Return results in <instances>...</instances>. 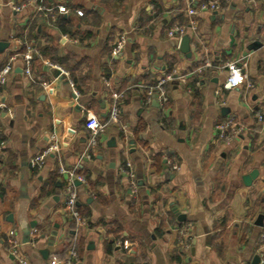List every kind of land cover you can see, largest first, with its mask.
I'll use <instances>...</instances> for the list:
<instances>
[{
  "label": "crops",
  "instance_id": "obj_1",
  "mask_svg": "<svg viewBox=\"0 0 264 264\" xmlns=\"http://www.w3.org/2000/svg\"><path fill=\"white\" fill-rule=\"evenodd\" d=\"M27 1L0 0V70L13 64L0 82V264H17L6 240L12 229L32 264L63 259L75 242L77 264H158L157 249L165 264H258L264 0H227L219 11L198 14L185 46L167 30L188 22L190 0H36L20 11L11 5ZM122 34L126 43L114 54ZM27 43L39 51L28 76ZM233 60L246 62L245 80L219 97ZM49 63L62 67L60 76ZM174 69L190 74L167 84L162 109L146 87ZM114 92L122 93L119 123H107L90 156L80 159L87 121H107ZM229 120L240 130L222 139L217 125ZM53 133L61 152L39 161ZM60 163L78 165L86 177L76 182L85 226L68 217L65 178L51 184ZM127 163L133 179L121 171ZM185 222L194 225L188 254L175 229ZM25 227L34 243L23 242ZM125 239L129 246L117 244Z\"/></svg>",
  "mask_w": 264,
  "mask_h": 264
},
{
  "label": "built area",
  "instance_id": "obj_2",
  "mask_svg": "<svg viewBox=\"0 0 264 264\" xmlns=\"http://www.w3.org/2000/svg\"><path fill=\"white\" fill-rule=\"evenodd\" d=\"M11 5L13 9L20 11L26 5L35 6L36 0H28L26 3H21L20 5H18L15 2H11ZM190 5L191 6L187 9L188 14L190 15L188 22L185 24H181L180 22L175 21L169 26L167 30L168 35L177 38L179 44H181L182 38L186 32H188L189 30L196 29L197 20L194 17H196L198 14L202 12H206L210 10L219 11L220 9H222L220 0H190ZM60 10L64 11L65 7L60 6ZM77 12L80 15L83 14L81 10H78ZM125 43H126V36L122 34L119 36L116 46L113 49L114 54L120 53L124 48ZM37 55H39L38 49L31 43H27L26 50L23 53L24 72L27 76L31 75L32 62ZM13 60L14 58H12V62ZM241 61L242 60H233L227 62V64L225 65L228 70V77L226 81L222 84V87H220V89L216 91V94L219 97L222 93V90L234 88L245 80L246 75L243 73V67H245L246 62L245 61L241 62ZM49 64L54 67L60 68L63 72L61 66L53 65L51 63ZM12 70H13V64L10 61L0 70V82H5L8 74H10ZM188 74L190 73L188 72L183 73L179 69H174L173 71L166 73L154 85H148L146 87L148 97L157 94V99L160 107L162 109L165 108L170 99V94L168 91L167 84L170 81L176 79H179L181 81H186ZM74 92L76 93V96H78L77 91L75 90ZM121 98H122V93L114 92L112 94V103L108 113L107 121L105 123H102L101 121H98L95 118H91L87 121L86 125L90 129V135L80 159H82L83 157L90 156L92 149H94L98 143L99 135L104 131L107 123L109 124L119 123L120 112H121V105L119 102ZM257 117L259 120H261L263 118V115L258 113ZM122 128L125 129V126H122ZM231 130L235 132L240 130L238 124L233 120L222 122L217 125L218 135L222 139L225 138L229 139L231 137L229 135V132ZM5 145H6L5 141L2 140L0 142V148L1 149L2 147L4 148ZM60 152H61V148L59 145V141L57 139V135L53 133L50 136L49 145L46 147L42 155L38 157V159L39 161L43 162L46 157H49L51 155L59 156ZM130 167H131V163H127V167L122 166L121 171L124 172L129 177H131V179H133L134 174L129 170ZM177 168H178L177 165L175 164L172 165V169L175 170ZM58 172L61 176L65 178L66 181L65 182L66 196L64 200V206L69 219L74 221L77 227L87 225V219L81 214V211L78 207L79 194H78V187L76 186V182L87 183L86 177L79 172L78 165L67 166L63 163H60V165L58 166ZM193 226L194 225L192 222H185L175 226V229L178 233L177 245L183 251L184 254H188L192 247L191 240L193 237ZM6 240L10 246L11 254L14 257L17 264H32L29 257L21 250V241L19 238V232L17 230L15 229L10 230ZM30 242L34 243L32 239ZM75 243L69 249L67 256H65L63 259L54 256L48 260L47 264H77L78 254ZM117 244L120 246L127 247L131 243L129 240L125 239L118 241ZM258 257H259L258 264H264V227L260 234Z\"/></svg>",
  "mask_w": 264,
  "mask_h": 264
},
{
  "label": "water",
  "instance_id": "obj_3",
  "mask_svg": "<svg viewBox=\"0 0 264 264\" xmlns=\"http://www.w3.org/2000/svg\"><path fill=\"white\" fill-rule=\"evenodd\" d=\"M185 43H186V40H185V38H183V41H182L183 46H185L184 45ZM51 67H52V69L54 70V72H55V74L57 76H60L61 75L62 70L60 68L54 67V66H51ZM155 96H157V95H155ZM257 175H258V171L257 170H254L252 173H250L248 176L245 177V182L247 184H250L252 182V180L257 177ZM31 225H32V227H34L35 226V223H32ZM23 234H24L23 242L24 243L30 242L31 241V237H30V227H25L23 229ZM155 252H156V257H157V260H158V264H165V260H164L163 254L158 249ZM43 254H44L45 257L47 256V253L46 252H43Z\"/></svg>",
  "mask_w": 264,
  "mask_h": 264
},
{
  "label": "trees",
  "instance_id": "obj_4",
  "mask_svg": "<svg viewBox=\"0 0 264 264\" xmlns=\"http://www.w3.org/2000/svg\"><path fill=\"white\" fill-rule=\"evenodd\" d=\"M46 1L47 0H38V2L39 3H41V2H43V4L44 3H46ZM221 1V4L223 5V6H226L227 4H228V2H227V0H220ZM48 3V2H47ZM49 13H51L50 11H49ZM50 15V14H49ZM64 21H66L67 22V20H65L64 18H62ZM170 71H172V70H170ZM58 170V169H57ZM56 170V171H57ZM79 172L80 173H82V170L79 168ZM58 175H59V172L57 171V172H55L54 174H53V176L50 178V181H51V184L53 185V186H56V182H57V178H58ZM78 207H79V209H80V206L78 205ZM80 211H81V209H80ZM81 214H82V211H81ZM73 226H75V222L73 221ZM112 243H110L108 246H110ZM75 245H76V243H75ZM76 248H77V245H76Z\"/></svg>",
  "mask_w": 264,
  "mask_h": 264
}]
</instances>
